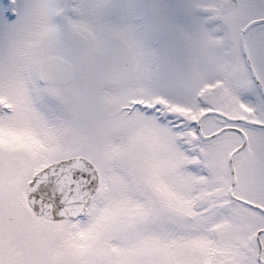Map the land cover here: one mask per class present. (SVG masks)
<instances>
[{
  "label": "snow or ice",
  "instance_id": "obj_1",
  "mask_svg": "<svg viewBox=\"0 0 264 264\" xmlns=\"http://www.w3.org/2000/svg\"><path fill=\"white\" fill-rule=\"evenodd\" d=\"M0 0V264H264V0Z\"/></svg>",
  "mask_w": 264,
  "mask_h": 264
},
{
  "label": "clouds",
  "instance_id": "obj_2",
  "mask_svg": "<svg viewBox=\"0 0 264 264\" xmlns=\"http://www.w3.org/2000/svg\"><path fill=\"white\" fill-rule=\"evenodd\" d=\"M122 7L113 14L112 19L121 23H134L133 17L127 12V7L147 3L148 0H118Z\"/></svg>",
  "mask_w": 264,
  "mask_h": 264
}]
</instances>
